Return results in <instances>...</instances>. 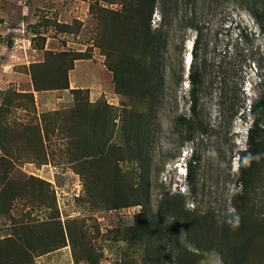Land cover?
Instances as JSON below:
<instances>
[{
    "label": "rangeland",
    "instance_id": "obj_1",
    "mask_svg": "<svg viewBox=\"0 0 264 264\" xmlns=\"http://www.w3.org/2000/svg\"><path fill=\"white\" fill-rule=\"evenodd\" d=\"M262 27L264 0H0V264H264Z\"/></svg>",
    "mask_w": 264,
    "mask_h": 264
},
{
    "label": "trees",
    "instance_id": "obj_2",
    "mask_svg": "<svg viewBox=\"0 0 264 264\" xmlns=\"http://www.w3.org/2000/svg\"><path fill=\"white\" fill-rule=\"evenodd\" d=\"M157 5V0H147V7L149 10V15L150 18L153 16L155 8ZM254 18L257 20L256 15H254ZM261 31L264 32V27L261 28ZM149 41L153 42L154 41V33L152 31L149 32ZM199 44V38L198 35L196 36V39L193 42V47L198 46ZM72 66L69 67L68 70L72 69ZM116 74V73H115ZM189 78V82L192 85V93H191V111L193 112V119L195 120L196 116H197V106H198V96H197V89L201 86L202 80H201V76L200 73L197 71H194L192 73L189 74L188 76ZM116 80V76L114 77V81ZM33 82H34V86L36 91H41L42 89L39 88V86L37 85V82L35 81V78H33ZM244 81L239 83V86L241 89H243L244 87ZM260 87L263 91L261 98L255 103L253 104L251 107H247L246 109H248V112L251 116V127L250 129L247 131V141L249 144V149L242 152L239 155V163L241 164V171H240V183L241 185L244 187L247 185V181H248V172L247 169L245 168V159L247 157H251L253 159V161H257L259 157L258 154H256V150L258 149V147L260 146L261 142L260 139L262 137V135L264 134V79L261 80L260 79ZM245 113V109H243V113L241 114L244 115ZM238 111L234 108H232L231 111V120L234 121L235 117L237 116ZM246 117H244L245 119ZM193 161H189V163L186 165V173H187V177L186 179H188V181L190 183L193 182ZM188 182V184H189Z\"/></svg>",
    "mask_w": 264,
    "mask_h": 264
},
{
    "label": "clouds",
    "instance_id": "obj_3",
    "mask_svg": "<svg viewBox=\"0 0 264 264\" xmlns=\"http://www.w3.org/2000/svg\"><path fill=\"white\" fill-rule=\"evenodd\" d=\"M182 174H184V173H182ZM187 175V173L185 172V176ZM187 177V176H186Z\"/></svg>",
    "mask_w": 264,
    "mask_h": 264
}]
</instances>
